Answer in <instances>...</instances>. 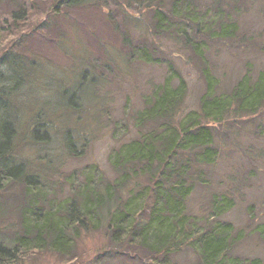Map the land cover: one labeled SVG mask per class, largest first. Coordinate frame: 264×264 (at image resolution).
Returning a JSON list of instances; mask_svg holds the SVG:
<instances>
[{"label":"trees","instance_id":"16d2710c","mask_svg":"<svg viewBox=\"0 0 264 264\" xmlns=\"http://www.w3.org/2000/svg\"><path fill=\"white\" fill-rule=\"evenodd\" d=\"M92 1L96 7L99 0L50 3L74 7ZM111 1L126 18H150L152 39H140L138 47L127 27L121 34L123 45L129 48L128 57L125 55L128 73L137 60L161 64L155 54L164 59L167 55L160 40L171 38L178 44V54L186 55L184 66H193L199 74L204 90L197 105L186 110L188 81L170 59L168 75L146 96L145 108L131 114L135 136L110 156L113 177L87 182L62 202L50 198L37 201L34 194L30 197L33 191L44 197L41 187L45 184H37L40 177L32 168L25 169L24 160L16 162L17 150L31 136L38 138L42 132V141L48 140L51 121L42 125V120L35 129L23 127L21 110L14 109V101L2 103L0 234L5 238H0V264H21L44 251L71 260L80 238L94 232L105 237L103 251L150 264H264V257L238 252L247 234L246 238L255 234L264 244V221L245 231L222 220L235 199L231 189L221 187L234 178L226 180L217 173L219 163L237 150L252 156L251 146L240 144L244 130L255 137L264 136V60H246L232 81L217 67V58L224 51L256 49L264 53V35L250 34L240 26L241 16L252 10L255 1L264 13V0ZM15 26L13 33L21 36L25 31L19 30V23ZM3 59L6 61V55ZM7 59L14 73L7 76L0 72V80L14 75L18 80L17 69L32 68L30 61L18 56ZM97 79L94 76V83ZM4 93L0 89V100H10ZM22 128L28 138L22 137ZM71 141L68 144H73ZM19 187L21 193H17ZM199 195L207 201L200 213L194 214L188 204ZM7 200L14 202L12 213L4 209ZM47 200L50 208L45 206ZM186 252L192 258L182 263L181 254Z\"/></svg>","mask_w":264,"mask_h":264},{"label":"rangeland","instance_id":"374dc122","mask_svg":"<svg viewBox=\"0 0 264 264\" xmlns=\"http://www.w3.org/2000/svg\"><path fill=\"white\" fill-rule=\"evenodd\" d=\"M92 3L67 7L64 4L52 6L50 0H0V72L7 76L14 73L7 59L13 55L30 61L32 66L17 69L18 80L15 75L14 78L9 76L7 81L0 80V89L10 97L6 101L1 98L0 107L2 103L9 105L14 101V109L21 110L23 127L35 129L42 120V125L52 123L48 140L43 142L40 132L38 138L31 136L16 153V162L24 160L25 169L32 168V173L40 177H36L37 184H45L41 187L44 197L37 191L29 195H35L37 201L44 198L68 201L73 189L87 182L94 184L101 177H113L110 156L135 136L131 114L145 108L146 96L168 75L169 61L182 69L188 81L186 110L197 105L204 90L199 74L193 66H184L186 55L178 54L177 43L171 38L160 40L167 55L164 59L155 54L161 64L137 60L128 73L125 55L129 48L123 45L121 34L127 27L135 47L140 39H152L149 16L126 18L111 0H99L96 7ZM261 9L260 3L255 1L252 10L241 16L242 30L264 35ZM109 15L111 18H107ZM17 23L19 30L25 31L21 36L13 33ZM246 60L258 63L264 60V53L256 49L224 51L217 58V67L232 81ZM94 76H98L95 83ZM27 119L31 121L29 125ZM22 131V137L28 138L26 129ZM70 140L73 144H68ZM240 144L251 146L252 156H244L243 151L237 150L219 163L217 173L223 174L226 180L234 178L221 187L231 189L235 199L234 207L222 220L232 222L237 230L249 231L251 225L264 221V136L255 137L244 130ZM22 191L17 188V193ZM203 198L199 195L188 204L194 214L200 213L202 203H206ZM3 205L5 211L12 213L14 202L7 200ZM45 206L50 208L48 200ZM1 235L0 238H5ZM247 235L238 252L244 256L264 257L263 242L255 234L246 238ZM104 241L100 232L83 235L71 260L44 251L21 264H150L139 258L105 252ZM191 258L192 254L186 252L181 254L180 260L186 263Z\"/></svg>","mask_w":264,"mask_h":264}]
</instances>
